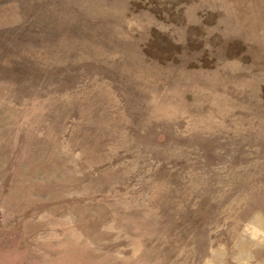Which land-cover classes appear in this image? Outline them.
Here are the masks:
<instances>
[{"label":"rangeland","instance_id":"1","mask_svg":"<svg viewBox=\"0 0 264 264\" xmlns=\"http://www.w3.org/2000/svg\"><path fill=\"white\" fill-rule=\"evenodd\" d=\"M0 264H264V0H0Z\"/></svg>","mask_w":264,"mask_h":264}]
</instances>
